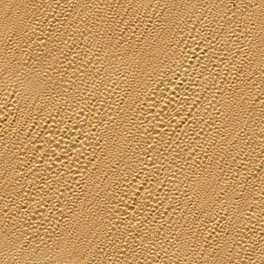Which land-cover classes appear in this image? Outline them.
I'll use <instances>...</instances> for the list:
<instances>
[{
	"label": "bare ground",
	"instance_id": "1",
	"mask_svg": "<svg viewBox=\"0 0 264 264\" xmlns=\"http://www.w3.org/2000/svg\"><path fill=\"white\" fill-rule=\"evenodd\" d=\"M0 264H264V0H0Z\"/></svg>",
	"mask_w": 264,
	"mask_h": 264
}]
</instances>
